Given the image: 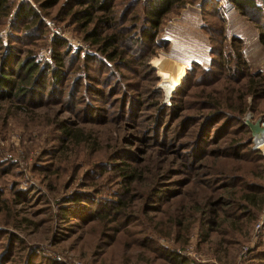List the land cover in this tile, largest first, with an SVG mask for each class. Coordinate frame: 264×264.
I'll list each match as a JSON object with an SVG mask.
<instances>
[{"label":"rangeland","instance_id":"1","mask_svg":"<svg viewBox=\"0 0 264 264\" xmlns=\"http://www.w3.org/2000/svg\"><path fill=\"white\" fill-rule=\"evenodd\" d=\"M9 1L10 14L0 17V54L5 46L11 45L21 57L29 52L40 65L52 64L51 51L58 49L54 45L55 38L65 41L66 45L59 51L66 48L68 54L64 85L55 84L53 88L48 74L46 83L30 85L34 90L21 99L24 103L0 100V255L5 254L0 256V264H15L18 257L23 259L27 251L32 250L31 264L74 261L122 264L124 250L120 238L110 244L109 237L100 236L103 224L66 213L62 208L69 204L64 201L75 192L89 191L96 197V203L90 204L91 210L97 207L104 210L107 203L103 205L102 200L108 202L114 198V193H120L115 170L120 163L137 168L140 173L137 180L122 184L128 190L125 196L132 206L128 210L133 221L127 226L129 234L134 232L138 239L146 238L147 232H139L145 225L138 226L137 220L145 222V218L154 217V206L161 201L164 205L170 193L181 191L187 197L192 196L196 185L207 179V168L212 165H216L218 171V166H222L225 174L255 181L264 189V158L220 164L211 158L215 149L230 142V137L244 141L246 148L240 151L255 149L264 157V147L258 145L251 132L240 133L236 122L221 125L223 120L204 127L200 118L202 113H208L201 109V100L209 99L207 95L218 97L225 80L218 79L232 74L226 69L231 64L223 67L224 60L212 55V45L220 48V44L210 41L209 29L216 37L215 29L222 25L224 43L234 36L241 38L249 70L264 74V46L259 42L254 21L264 22L259 13L251 10L243 15L227 0L214 3L188 0L167 13L155 40L124 42L121 51L126 62L114 63L83 39V31L76 24L62 16L55 17L63 0L44 11L34 0ZM130 1L118 0L115 10L120 26L122 23L131 27L133 35L144 24L143 0L136 6L132 4L130 13L123 17L121 12ZM22 2L35 8L43 21V27L33 36L25 32L19 22L11 24L14 9ZM175 61L184 64L183 75L166 96L157 64L162 63L169 69ZM234 87V84L229 85L230 89ZM201 90L204 95L199 98ZM256 103L261 112L248 110L242 120L261 118L260 124L264 126V100H256ZM199 135L198 154L203 158L196 161L193 156L186 161L185 154L194 149L190 150L187 145L194 141L193 146ZM245 164L252 168L258 166L261 176L255 178L242 173ZM154 176H159L156 185ZM210 179L212 183L216 181L214 176ZM154 187L158 190L155 196ZM218 187L220 185L209 189L210 193L217 195L214 191ZM259 221L262 226L256 231L255 224ZM107 233L111 235V231ZM194 234L185 246H174L175 250L179 248L180 253L196 262L215 264L216 259L206 249L196 250ZM158 242L169 246L163 237ZM244 247L247 250L242 256ZM139 249L136 241L132 249L126 250L128 261L125 264H143L135 257ZM260 249H264V201L248 235L219 261L244 264L252 250L254 253ZM147 254L150 261L146 264L161 261L151 262L159 255L158 250Z\"/></svg>","mask_w":264,"mask_h":264},{"label":"trees","instance_id":"2","mask_svg":"<svg viewBox=\"0 0 264 264\" xmlns=\"http://www.w3.org/2000/svg\"><path fill=\"white\" fill-rule=\"evenodd\" d=\"M34 1L38 3L39 9L44 11L57 6L61 0ZM117 1L63 0L62 5L56 10L55 17L62 16L69 22L72 21L79 27L80 31H83L84 40L90 41L96 47V50L106 57V60L118 63L125 61L124 54L121 51V48L125 46L124 42L134 39V41L155 40L167 13L176 7H181L188 0H143L144 24L139 28V32L133 35L131 27L123 26L122 23L120 26L121 21H119V16H117L115 10V6L119 4ZM138 1L131 0L127 3L121 12L122 16L129 14L132 4L136 6ZM210 1L214 3L216 0ZM229 1L243 15H247L252 10L255 13H259L264 20V0L260 2L257 0ZM10 12L11 2L9 0H0V17H7ZM13 13L14 18L11 24L14 25L19 22L22 28L25 27L23 30L32 36L34 32L41 29V26L43 27L40 13L29 3H19ZM254 21L258 29L259 42L264 46V22ZM22 28L18 29L19 32L22 31ZM209 30L210 41L220 44V48L212 45V55L224 60L221 64L223 67H225L224 64H231L226 69L232 71V74L221 75L218 79H225L224 87L222 90L220 89L221 92L218 97L212 98L207 95L209 99L201 100V109L208 110V113H202L200 117L203 120V126L223 120L221 125H225L228 122H236L240 127V133L250 132L242 117L248 110L257 113L261 112L257 108V103H254L256 100H264V74L249 70L248 63L243 57L241 38L234 36L228 43H224L226 37L222 25L218 30L215 29L217 32L216 37L221 39H216L212 30ZM54 45L58 46V49L55 51L52 49L51 51L52 64L44 62L43 65H40L36 57L29 52L24 53V57H21L15 47H11V45L5 46L4 52L0 54L1 101L24 103V100L21 99L25 98L28 92L34 90L30 85L34 84L35 87L39 82L40 84L46 83L48 74L51 79L50 85L53 88H55V84L64 85L65 59L68 51H66V48L59 51V48L61 46L64 47L66 43L62 38H55ZM1 46L0 39V50ZM223 55L226 56L225 59H223ZM227 82L229 85L234 84L235 87L230 89L229 85L227 86ZM203 95L204 90H201L198 93V97L202 98ZM170 106L172 107L173 104ZM221 125L216 127V129H219ZM216 129L215 131H217ZM198 139H201V135L196 137V143L193 146L194 141L188 143V148L190 150L194 149L193 152L185 154L186 161L192 160L193 156L194 158L196 157V161L203 158V155L198 154L200 152L198 147L200 140L198 141ZM243 143L244 141L230 137V142L215 149L211 158L219 164L223 161L237 160L238 162H243V160L256 161L264 158L255 149L249 148L246 152L240 151L246 148ZM246 144L250 145L248 140ZM120 164L121 166L115 169L119 180V188H121L120 193H114V198L108 199V202L102 200L103 205L107 203V207L104 210L101 209L102 207H97L94 211L91 210L90 204L96 203V197L89 191L75 192L72 197L64 201L69 204L62 206V208L66 213L74 214L82 219L89 218V221L103 224L100 236L101 238L109 237L110 244L120 238L124 250V254L121 256L122 264L128 261L125 256L126 250L132 249V245L136 241L139 242V250L141 251H136L135 257L138 261L141 260L143 264L150 261L147 252L151 250L159 251V255H155L151 260V262L155 263L157 259H161L158 264H211L196 262L184 253L176 252L174 246H185L194 232L197 237L196 250L206 249L205 251L212 258L219 261L229 255L233 246L238 244L241 238L248 235L250 226L264 201L262 185L257 184L255 181L249 182L244 177L240 178L237 175L225 174L222 166H218V171L215 169L216 165H212L207 168V179L200 185H196L197 189L192 196L187 197L181 191L170 193L164 205L163 201H161L154 206V217L145 218V222L137 220L138 226L145 225V228L140 229L139 232H147L146 238L138 239L134 237V232L129 234L127 226L133 221H131L132 213L128 210L132 206L125 196L128 190L126 187L123 188L122 184H130L137 180L140 178V173H138L137 168H131L124 163ZM243 166L241 169L242 173H247L255 178L261 176L260 171H257L258 166H253V168L246 164ZM212 176L216 178L214 183L210 179ZM158 177L154 176V178H157L154 181V185L158 184ZM207 183L210 184L206 185ZM217 185H220L214 191L217 192V195H212L209 189L212 190ZM153 191L154 196L158 194V190L155 187ZM202 191H205V194H201ZM126 221L129 222L127 223ZM107 230L111 231V235L107 233ZM125 236L127 238L122 240V237L124 239ZM161 237L167 241L169 246L159 244L158 240ZM252 251L244 261V264H264V249L256 250L254 253ZM32 252L34 254V250L27 251V255L23 259L18 257V261L15 262L14 260L15 264H31ZM4 255L1 254L0 256L4 257Z\"/></svg>","mask_w":264,"mask_h":264},{"label":"bare ground","instance_id":"3","mask_svg":"<svg viewBox=\"0 0 264 264\" xmlns=\"http://www.w3.org/2000/svg\"><path fill=\"white\" fill-rule=\"evenodd\" d=\"M157 65H159L158 68L163 78L162 85L164 86L165 95L169 96L173 89L178 85L179 78L183 75L184 64L175 61L169 65V69L163 67L162 63H158ZM254 138L259 146L264 147V136H257Z\"/></svg>","mask_w":264,"mask_h":264},{"label":"water","instance_id":"4","mask_svg":"<svg viewBox=\"0 0 264 264\" xmlns=\"http://www.w3.org/2000/svg\"><path fill=\"white\" fill-rule=\"evenodd\" d=\"M260 122L261 118H257L256 120L251 121L250 117H248L244 120V123L250 129V132L253 137L264 136V126H262Z\"/></svg>","mask_w":264,"mask_h":264},{"label":"built area","instance_id":"5","mask_svg":"<svg viewBox=\"0 0 264 264\" xmlns=\"http://www.w3.org/2000/svg\"><path fill=\"white\" fill-rule=\"evenodd\" d=\"M219 1L222 2V1H226V0H219ZM227 1H229V0H227ZM261 226H262L261 221L257 222V223L255 224V230L257 231V230L261 229ZM246 250H247V247H244V248L241 250L240 255L243 256V254L245 253ZM176 251H177L178 253L182 252L179 248H177ZM70 264H84V263H81V261H74V262H72V263H70ZM215 264H223V263H220V262H218V261H215Z\"/></svg>","mask_w":264,"mask_h":264}]
</instances>
